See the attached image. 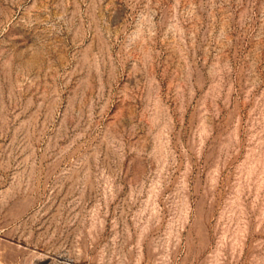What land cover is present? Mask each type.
<instances>
[{"label": "rangeland", "instance_id": "obj_1", "mask_svg": "<svg viewBox=\"0 0 264 264\" xmlns=\"http://www.w3.org/2000/svg\"><path fill=\"white\" fill-rule=\"evenodd\" d=\"M0 264H264V0H0Z\"/></svg>", "mask_w": 264, "mask_h": 264}]
</instances>
